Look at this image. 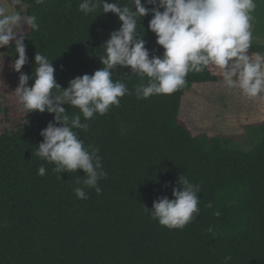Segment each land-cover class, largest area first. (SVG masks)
Masks as SVG:
<instances>
[{
  "label": "trees",
  "instance_id": "trees-1",
  "mask_svg": "<svg viewBox=\"0 0 264 264\" xmlns=\"http://www.w3.org/2000/svg\"><path fill=\"white\" fill-rule=\"evenodd\" d=\"M17 1L39 24L38 31L24 33L28 61L20 71L30 76L29 86L35 53L51 61L61 88L102 67L104 42L122 23L115 14L103 13L101 5L85 15L78 10L82 0ZM109 2L135 11L132 0ZM151 18L149 13L137 23L150 58L164 51L148 28ZM0 54L12 67L15 42L0 47ZM248 54L264 61V44L252 41ZM12 70L19 81L20 72ZM112 79L130 94L107 114L85 121L77 108L62 105L89 124L77 131L85 147L99 148L107 173L98 181L100 194L87 188L88 198L78 199L74 189L82 186L77 179L83 170L59 177L53 164L35 155L40 131L54 114L34 110L0 131V264H224L225 256H231L229 264H264V115L241 135L197 129L183 105L195 86L223 79L215 66L189 72L186 86L170 95L147 99L135 95L141 80L130 67L113 69ZM41 165L44 176L37 174ZM180 176L201 185L200 211L183 229H168L150 212L154 200L173 198ZM209 202L212 208L205 207Z\"/></svg>",
  "mask_w": 264,
  "mask_h": 264
},
{
  "label": "clouds",
  "instance_id": "clouds-1",
  "mask_svg": "<svg viewBox=\"0 0 264 264\" xmlns=\"http://www.w3.org/2000/svg\"><path fill=\"white\" fill-rule=\"evenodd\" d=\"M36 3L43 4L45 0H36ZM145 4L153 7H145ZM101 5L103 13L112 12L122 23L104 42L105 55L100 58L102 67L91 75L70 79L66 88L56 82L51 61L40 53L34 55L36 69L31 74L33 83L28 85L30 76L20 71L28 61L23 43L25 35L17 29L26 24L38 31L37 18L6 14L0 8V47L15 42L17 58L12 67L20 75L14 93L24 114L34 110L54 114L53 121L40 131L43 141L38 144L35 155L53 164L58 176L62 171L83 170V179H77V184L82 186L74 189L78 199L88 198L87 188L100 194L102 189L98 181L107 178L99 148L85 147L79 138L77 130L89 128L88 123L81 121L80 114L85 121L96 114L105 115L111 107L120 106L121 97L130 94L125 83L112 79V70L118 66L130 67V72L140 78L141 83L134 88L139 99L170 95L186 86L189 72L199 73L209 66H215L225 84L230 88L238 87L244 96L252 99L264 94V61L260 56L252 58L248 54L255 0H144V3L132 0L135 11L109 0H82L78 10L87 15ZM149 13L152 18L148 28L164 50L159 57L150 58L137 30L139 18ZM145 78L147 83L143 82ZM65 104L77 108L80 114L70 117L62 106ZM45 173L41 165L37 174L44 176ZM178 184L179 187L172 188L173 198L162 196L154 200L150 212L153 219L168 229H183L200 211L197 194L201 185L183 176L178 178ZM205 207L213 205L209 202ZM213 215L219 216L220 212L214 211ZM208 231L212 232V228ZM230 260L231 256H225L224 264H229Z\"/></svg>",
  "mask_w": 264,
  "mask_h": 264
},
{
  "label": "rangeland",
  "instance_id": "rangeland-1",
  "mask_svg": "<svg viewBox=\"0 0 264 264\" xmlns=\"http://www.w3.org/2000/svg\"><path fill=\"white\" fill-rule=\"evenodd\" d=\"M255 2L256 9L251 20L252 41L264 44V0ZM0 8L6 14L19 13L27 17L25 8L19 7L17 0H0ZM28 29L25 24L17 31L24 34ZM14 76L12 67L0 54V131L10 130L25 121L24 111L14 93L19 82ZM183 112L203 133L241 135L247 124L264 115V94L250 99L238 87H228L222 79L192 88L185 99Z\"/></svg>",
  "mask_w": 264,
  "mask_h": 264
}]
</instances>
